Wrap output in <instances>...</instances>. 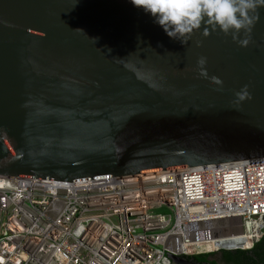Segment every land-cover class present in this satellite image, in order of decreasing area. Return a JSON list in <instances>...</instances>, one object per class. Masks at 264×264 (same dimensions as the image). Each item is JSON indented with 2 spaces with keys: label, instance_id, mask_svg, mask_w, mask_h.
Instances as JSON below:
<instances>
[{
  "label": "water",
  "instance_id": "water-1",
  "mask_svg": "<svg viewBox=\"0 0 264 264\" xmlns=\"http://www.w3.org/2000/svg\"><path fill=\"white\" fill-rule=\"evenodd\" d=\"M257 11L241 46L243 30L204 23L181 43L131 0H0V175L72 183L263 158Z\"/></svg>",
  "mask_w": 264,
  "mask_h": 264
},
{
  "label": "built area",
  "instance_id": "built-area-1",
  "mask_svg": "<svg viewBox=\"0 0 264 264\" xmlns=\"http://www.w3.org/2000/svg\"><path fill=\"white\" fill-rule=\"evenodd\" d=\"M263 216L264 157L72 183L0 175V264H176L167 254L191 244L253 247Z\"/></svg>",
  "mask_w": 264,
  "mask_h": 264
},
{
  "label": "clouds",
  "instance_id": "clouds-1",
  "mask_svg": "<svg viewBox=\"0 0 264 264\" xmlns=\"http://www.w3.org/2000/svg\"><path fill=\"white\" fill-rule=\"evenodd\" d=\"M138 8L144 9L156 18V23L173 39L186 43L194 30H198L204 23L215 31L216 27L227 35L243 30L247 38L239 41L241 46H247L250 40L248 34L258 20V9L264 7V0H131ZM80 31V30H77ZM208 27L202 33L209 35ZM199 64H203L201 59ZM205 73L202 71L201 75ZM215 83L220 81L213 77ZM239 100L250 98L246 87L236 94Z\"/></svg>",
  "mask_w": 264,
  "mask_h": 264
},
{
  "label": "trees",
  "instance_id": "trees-1",
  "mask_svg": "<svg viewBox=\"0 0 264 264\" xmlns=\"http://www.w3.org/2000/svg\"><path fill=\"white\" fill-rule=\"evenodd\" d=\"M218 255L222 256V262L230 264L239 262L242 264H264V235L262 239L253 247L248 249H229L226 247H215L207 250H194L185 252L183 256L193 259L198 263L215 264Z\"/></svg>",
  "mask_w": 264,
  "mask_h": 264
},
{
  "label": "rangeland",
  "instance_id": "rangeland-1",
  "mask_svg": "<svg viewBox=\"0 0 264 264\" xmlns=\"http://www.w3.org/2000/svg\"><path fill=\"white\" fill-rule=\"evenodd\" d=\"M161 212H166L165 210H161ZM215 248V247H218V244L214 243V244H203V245H198V248L196 247V245L194 244H191V245H188L186 248H185V251L187 253H190V252H193L194 250H207L209 248Z\"/></svg>",
  "mask_w": 264,
  "mask_h": 264
},
{
  "label": "flooded vegetation",
  "instance_id": "flooded-vegetation-1",
  "mask_svg": "<svg viewBox=\"0 0 264 264\" xmlns=\"http://www.w3.org/2000/svg\"><path fill=\"white\" fill-rule=\"evenodd\" d=\"M215 259H218L217 261H213L215 264H225L224 262H222V256L221 255H218L217 258ZM228 264V263H227ZM230 264H242V263H239V262H232Z\"/></svg>",
  "mask_w": 264,
  "mask_h": 264
}]
</instances>
